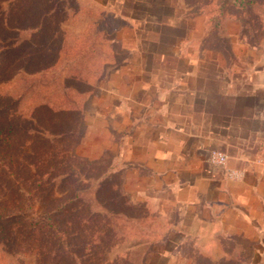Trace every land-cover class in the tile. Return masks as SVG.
Returning <instances> with one entry per match:
<instances>
[{
    "label": "rangeland",
    "instance_id": "1",
    "mask_svg": "<svg viewBox=\"0 0 264 264\" xmlns=\"http://www.w3.org/2000/svg\"><path fill=\"white\" fill-rule=\"evenodd\" d=\"M217 1L0 0V41L8 42L0 46V99L16 100L0 115V127L18 125L11 145L0 144V203L21 191L14 207L36 213L41 204L27 198L30 189L53 197L77 190L84 201L59 218L75 233L74 261L84 252L94 259L86 264L264 258L263 228L239 219L230 195L221 196L227 198L221 209L201 210L199 203L176 210L170 177L162 176L159 192L147 164V151L157 148L156 125L169 120L171 104L180 109L170 87L181 74H226L242 90L264 84V0L248 9L228 2L220 11ZM16 14L24 20L9 23ZM31 40L39 47L29 59L9 54ZM83 47L89 48L82 56ZM189 82L196 86L194 78ZM257 95L253 109L264 107V87ZM262 121L243 120L236 135L252 134L257 149L264 148ZM229 201L236 215L226 210ZM87 203L100 212L90 221L77 208ZM22 234L0 235V264H51L54 243L49 248L48 240Z\"/></svg>",
    "mask_w": 264,
    "mask_h": 264
},
{
    "label": "crops",
    "instance_id": "2",
    "mask_svg": "<svg viewBox=\"0 0 264 264\" xmlns=\"http://www.w3.org/2000/svg\"><path fill=\"white\" fill-rule=\"evenodd\" d=\"M190 78L195 79L196 86L190 85ZM177 82L170 87V94L181 97L180 109L170 105L169 120L156 125L159 127L155 136L157 148L148 150L146 154L147 164L152 171L150 178L152 182L160 183L156 190L160 192L162 176L168 175L171 204L176 206V210L186 212L197 208L195 204L199 203L201 210L213 207L221 209L220 206L227 199L221 196L230 195L235 210L239 209L238 218L264 230L261 206L264 203V148L261 146L257 149L258 143L253 140L252 134L249 137L236 135L245 119L255 123L261 118L264 127V107H249L252 100L256 101L258 91L263 89L264 84L250 83L247 84L249 88L242 90L237 89L232 77L226 74L205 77L188 73L181 74ZM244 100L248 104L244 105ZM213 149L228 154L226 166L210 162L209 154ZM257 151L261 157L255 154ZM165 161H170L169 171L166 165L162 168ZM180 162L186 165L179 166ZM226 169L239 170L241 176L226 177ZM231 201L226 205V210L232 209ZM234 208L232 210L236 215ZM219 219L220 216H217L216 221ZM254 233L256 235L257 231Z\"/></svg>",
    "mask_w": 264,
    "mask_h": 264
},
{
    "label": "trees",
    "instance_id": "3",
    "mask_svg": "<svg viewBox=\"0 0 264 264\" xmlns=\"http://www.w3.org/2000/svg\"><path fill=\"white\" fill-rule=\"evenodd\" d=\"M254 1L255 0H218V10L220 11L228 2L238 5L242 9H248L250 4H252ZM24 16L18 17V14H16L15 17L11 18L9 23L16 24L18 22V19L24 20ZM36 33L37 32H32L33 35ZM7 43L8 42L6 41H0V46ZM37 47H39L38 43L33 42V40H31L30 42L22 43L20 46L12 47L9 50V54H11L12 56V52L20 51L23 52V54L21 53V57H26V59H29V50L36 49ZM87 48H81L80 52H82V56L85 51H88L86 50ZM8 65L4 66V68H8ZM44 65H42V67ZM15 103L16 100L12 97H6L2 100L0 99V115L4 113L6 109L13 106ZM17 126L14 122L8 121L5 127H0V144L7 143L8 145H11L10 141L11 139H13V135L16 134ZM12 174L13 173L11 172L10 175ZM39 183L40 181H38L36 185H38ZM36 191L37 188L30 189L25 194L27 198L31 200L34 197L39 198L41 207L40 210L36 213L28 212L26 211V209H22V207L20 206L17 207V209L14 207L17 206L16 202L18 203V201L20 202L21 200V196L23 194L21 193V191L18 192V199H16L15 201L6 200L5 202L0 203V235L5 236L8 232V229H13L14 231L23 233L22 235L24 238H27L28 236H40L43 241L48 240L49 242L47 244L49 245V248L54 243L55 251L50 258L51 264H86L87 259H91L92 261H94L93 257L91 258V256H89L90 253L86 252H84V254L79 257V259H77L76 261H74V259L70 257L72 256L70 255L72 253V249H74L72 242L73 239L76 240V236L74 232L69 231L68 227L62 226L59 223V218L63 216L64 213H66L68 209H70V207L73 210L74 204L76 205L84 201L82 197L79 196L78 191L75 190L72 194L65 193L63 197H53V195L51 194L46 196L37 193ZM77 208L79 212H83L82 217H85V220L87 221H90L96 215L94 213H97L91 212L88 203L83 204L82 206L79 205ZM77 208L75 207V209ZM75 211L76 213H78L77 210ZM99 213L100 212H98L97 214ZM101 219H104L103 221L106 222L107 218L102 217ZM19 229H22V231ZM106 238L108 237L106 236ZM82 247L83 249L85 247L87 248L86 244L82 245ZM263 260L264 258L260 260L259 263L255 264H261ZM95 264H106L105 259H98Z\"/></svg>",
    "mask_w": 264,
    "mask_h": 264
},
{
    "label": "built area",
    "instance_id": "4",
    "mask_svg": "<svg viewBox=\"0 0 264 264\" xmlns=\"http://www.w3.org/2000/svg\"><path fill=\"white\" fill-rule=\"evenodd\" d=\"M209 160L215 165L224 167L227 164L228 156L220 150H212L209 155ZM226 172L230 178H238L241 176V172L239 170L226 169Z\"/></svg>",
    "mask_w": 264,
    "mask_h": 264
}]
</instances>
